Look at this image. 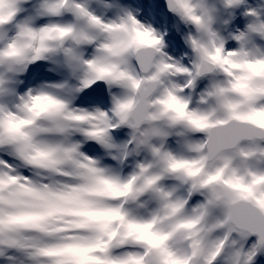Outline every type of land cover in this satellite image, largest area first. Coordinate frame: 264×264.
<instances>
[{"label": "snow or ice", "instance_id": "6c2138e0", "mask_svg": "<svg viewBox=\"0 0 264 264\" xmlns=\"http://www.w3.org/2000/svg\"><path fill=\"white\" fill-rule=\"evenodd\" d=\"M262 17L0 0V264H264Z\"/></svg>", "mask_w": 264, "mask_h": 264}, {"label": "rangeland", "instance_id": "374dc122", "mask_svg": "<svg viewBox=\"0 0 264 264\" xmlns=\"http://www.w3.org/2000/svg\"><path fill=\"white\" fill-rule=\"evenodd\" d=\"M209 3L212 4V5H215V7L217 9H220V0H209ZM168 15L171 16L170 13ZM219 15H220V19L217 21V25L216 26L219 27V28H221L222 31L223 30H231V29H228V26L227 25H223L222 24V21L224 19H228V12H225V11H223L221 9ZM262 18H264V17H262ZM235 19L245 20L246 18L243 15L237 17L236 16V13L233 11L231 13V19L229 20V24H231L232 21L235 20ZM237 27H239V25H237ZM226 43H235V42L234 41H228V40H226Z\"/></svg>", "mask_w": 264, "mask_h": 264}, {"label": "water", "instance_id": "95a60500", "mask_svg": "<svg viewBox=\"0 0 264 264\" xmlns=\"http://www.w3.org/2000/svg\"><path fill=\"white\" fill-rule=\"evenodd\" d=\"M160 3L163 6V0H160ZM164 9L167 11L166 7Z\"/></svg>", "mask_w": 264, "mask_h": 264}]
</instances>
